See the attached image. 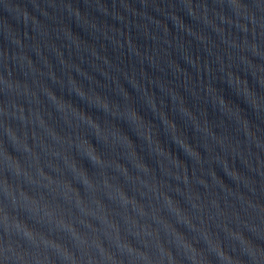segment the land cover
I'll return each mask as SVG.
<instances>
[{"label": "water", "instance_id": "95a60500", "mask_svg": "<svg viewBox=\"0 0 264 264\" xmlns=\"http://www.w3.org/2000/svg\"><path fill=\"white\" fill-rule=\"evenodd\" d=\"M0 264H264V0H0Z\"/></svg>", "mask_w": 264, "mask_h": 264}]
</instances>
